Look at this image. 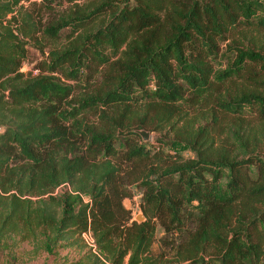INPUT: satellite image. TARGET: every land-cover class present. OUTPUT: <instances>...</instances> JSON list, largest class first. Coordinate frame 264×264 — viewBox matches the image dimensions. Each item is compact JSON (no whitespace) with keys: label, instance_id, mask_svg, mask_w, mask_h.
<instances>
[{"label":"trees","instance_id":"obj_1","mask_svg":"<svg viewBox=\"0 0 264 264\" xmlns=\"http://www.w3.org/2000/svg\"><path fill=\"white\" fill-rule=\"evenodd\" d=\"M242 27L264 33V0H0V253L40 233L77 248L63 264H264V44Z\"/></svg>","mask_w":264,"mask_h":264},{"label":"rangeland","instance_id":"obj_2","mask_svg":"<svg viewBox=\"0 0 264 264\" xmlns=\"http://www.w3.org/2000/svg\"><path fill=\"white\" fill-rule=\"evenodd\" d=\"M41 1V0H37ZM238 33L236 36H234L238 40H243L246 44L251 42L252 37H256L260 43L264 44V33L263 32H256L252 30V28H244L238 29ZM241 32V33H240ZM256 32V33H255ZM236 39L230 38L227 42L223 43L221 45L220 49V58L217 62L219 65L218 68L220 69H226L232 62V59H234L235 54L233 55V51L230 53L231 57L230 59L224 58L225 52H228L229 46L232 44L234 45ZM235 40V41H234ZM48 50V49H47ZM30 55L29 59L26 63V65L23 67V71L27 72L29 70H33L34 66L42 60L43 54L36 48L30 47L29 49ZM163 137L162 134H159L157 132L150 133V139L148 142L151 144L157 146L160 144L159 140H161ZM168 142V141H167ZM167 144V143H166ZM170 152H179L186 157L191 156L192 152L187 148L185 149L183 146H178L177 148L174 147H168L167 149ZM62 190V188L59 189V192ZM35 199V198H34ZM125 205L132 209L134 219L137 218L139 215H144L141 210V192L138 190H135L134 195L131 199L125 200ZM145 220V219H144ZM194 223L192 221L188 223V229L193 228ZM172 237V235H165L163 229L159 226L157 231V239L156 243L154 245V250L159 251L162 249V243L161 239L163 237ZM176 237L178 235H175ZM174 238V237H172ZM62 242L61 244H63ZM59 244L57 248L54 250V253L51 251H46L43 248V237H40V233H37L36 236L29 240V241H18L17 245L12 247L10 250H5L0 253V264H63L68 258L73 259L78 256H74L75 250L77 248L75 247H63ZM78 252V251H77Z\"/></svg>","mask_w":264,"mask_h":264},{"label":"water","instance_id":"obj_3","mask_svg":"<svg viewBox=\"0 0 264 264\" xmlns=\"http://www.w3.org/2000/svg\"><path fill=\"white\" fill-rule=\"evenodd\" d=\"M137 133L140 134V136H142V138L145 142H148V140L150 139V132H148L146 130H140V131H137ZM144 219H145L144 215H139L136 218V220L139 222L144 221Z\"/></svg>","mask_w":264,"mask_h":264},{"label":"built area","instance_id":"obj_4","mask_svg":"<svg viewBox=\"0 0 264 264\" xmlns=\"http://www.w3.org/2000/svg\"><path fill=\"white\" fill-rule=\"evenodd\" d=\"M84 237H85V240L88 244L93 245V239H92V237H90V235L86 234V235H84Z\"/></svg>","mask_w":264,"mask_h":264},{"label":"crops","instance_id":"obj_5","mask_svg":"<svg viewBox=\"0 0 264 264\" xmlns=\"http://www.w3.org/2000/svg\"><path fill=\"white\" fill-rule=\"evenodd\" d=\"M75 251H76V250H75ZM77 253H78L77 251H76V252H74V256H75V255H77ZM78 254H79V253H78Z\"/></svg>","mask_w":264,"mask_h":264}]
</instances>
